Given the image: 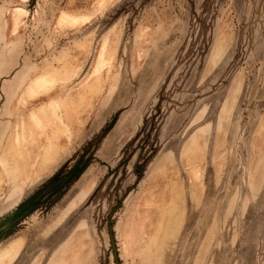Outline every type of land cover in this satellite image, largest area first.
<instances>
[{"label": "rangeland", "instance_id": "rangeland-1", "mask_svg": "<svg viewBox=\"0 0 264 264\" xmlns=\"http://www.w3.org/2000/svg\"><path fill=\"white\" fill-rule=\"evenodd\" d=\"M262 122L264 0H0V264H115L148 176L185 221L144 262L122 200L124 264H264Z\"/></svg>", "mask_w": 264, "mask_h": 264}, {"label": "crops", "instance_id": "crops-1", "mask_svg": "<svg viewBox=\"0 0 264 264\" xmlns=\"http://www.w3.org/2000/svg\"><path fill=\"white\" fill-rule=\"evenodd\" d=\"M106 40L108 39H104V41ZM217 48H219V46H217ZM218 51L219 50L215 48L214 53L218 54L217 53ZM222 52L223 51H220V53ZM233 86L232 88H230L229 93L225 101L223 102L222 110L219 114L220 115L219 126H218L219 128L223 126V124L228 119V116L231 112V109L228 110V106L229 104H231L232 106L236 98L237 94L236 95L233 94L234 91ZM65 88L63 89V91L57 89L56 97L55 98L53 97L51 100L53 114H70V84H67ZM63 98H65V102L62 101ZM55 103L56 106L54 105ZM25 114H32V113L27 112ZM202 132L203 131L200 130L197 134H200ZM263 133H264V122H262L259 126L257 139L258 138L262 139ZM196 146H197V140H195L193 137L191 141L188 143L185 152L186 153L192 152L196 148ZM66 149L67 148H65V150ZM64 156L65 154L61 158H63ZM64 159H66V156L64 157ZM262 161H264L263 153L259 155L258 163H261ZM54 165H56L55 162L52 166ZM42 174L38 176L35 180L40 178ZM148 179H152V178L148 176L147 180L141 184V189L135 194V196H133L134 193L127 195L124 202V207L119 216V220H118L119 223L117 225L118 227L120 226L121 229L127 226V228H129L131 232L136 231L137 234L139 235L140 232L145 231V234L143 236V246H142V248H144L142 250L143 254L139 256L141 257V260H144V262L145 261L151 262L156 254L154 247L156 246L158 247V245L164 244V239H167L168 232L170 233V237L174 236L175 232H178L180 230L181 223L185 221V211H184L185 209L183 205V203L185 202V198L181 197L180 194L174 197L173 195H170L169 191L171 188L169 181L166 184L164 183L163 186H161L162 188L161 192H159L158 190L154 191V189L156 188L153 182L155 181L154 180L148 181ZM155 231L157 232V234H154ZM163 231L165 232L168 231V232L165 234ZM147 234L149 235V238L147 237ZM114 235L117 243L119 259L121 263L124 264L122 258V250H121V246H122L121 241L123 239L122 238L123 234H120L121 237L118 238L116 228H114ZM65 247L69 249L70 243L69 244L67 243V246ZM147 247H149L148 251H147ZM157 255H158L157 260H159V257H161V251ZM134 261L135 259H131V263H133Z\"/></svg>", "mask_w": 264, "mask_h": 264}, {"label": "water", "instance_id": "water-1", "mask_svg": "<svg viewBox=\"0 0 264 264\" xmlns=\"http://www.w3.org/2000/svg\"><path fill=\"white\" fill-rule=\"evenodd\" d=\"M134 186H132L131 188H128L125 193L123 194V196L120 198V200L117 203V206L110 212L108 219H107V231H108V237H109V242H110V250L112 253V257H113V261L115 264H122L120 259H119V254H118V248H117V243H116V239H115V235H114V225L112 222V217L116 211V209L118 208V206L120 205V203L122 202V200H124L128 194V192L133 188Z\"/></svg>", "mask_w": 264, "mask_h": 264}]
</instances>
